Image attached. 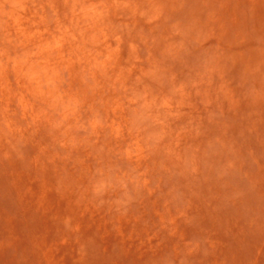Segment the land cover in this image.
Instances as JSON below:
<instances>
[{
  "label": "clouds",
  "instance_id": "9594fccd",
  "mask_svg": "<svg viewBox=\"0 0 264 264\" xmlns=\"http://www.w3.org/2000/svg\"><path fill=\"white\" fill-rule=\"evenodd\" d=\"M218 12L214 0H0V145L46 129L53 157L72 162L66 200L123 219L157 174L198 172L205 130L235 103ZM60 227L83 255L76 215Z\"/></svg>",
  "mask_w": 264,
  "mask_h": 264
},
{
  "label": "rangeland",
  "instance_id": "374dc122",
  "mask_svg": "<svg viewBox=\"0 0 264 264\" xmlns=\"http://www.w3.org/2000/svg\"><path fill=\"white\" fill-rule=\"evenodd\" d=\"M214 4L229 49L220 82L235 103L205 130L198 172L157 174L118 219L66 200L72 162L53 157L46 129L0 145V264H264V0ZM69 213L83 255L60 227Z\"/></svg>",
  "mask_w": 264,
  "mask_h": 264
}]
</instances>
